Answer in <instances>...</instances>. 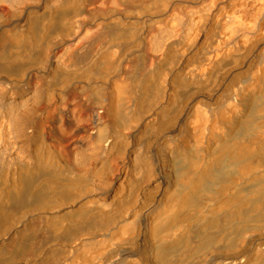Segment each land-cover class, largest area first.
<instances>
[{
    "label": "bare ground",
    "instance_id": "1",
    "mask_svg": "<svg viewBox=\"0 0 264 264\" xmlns=\"http://www.w3.org/2000/svg\"><path fill=\"white\" fill-rule=\"evenodd\" d=\"M0 264H264V0H0Z\"/></svg>",
    "mask_w": 264,
    "mask_h": 264
}]
</instances>
